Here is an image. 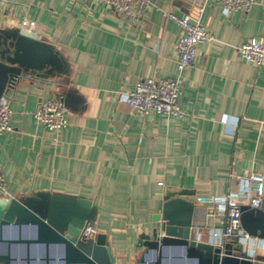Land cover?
<instances>
[{"label": "crops", "instance_id": "1", "mask_svg": "<svg viewBox=\"0 0 264 264\" xmlns=\"http://www.w3.org/2000/svg\"><path fill=\"white\" fill-rule=\"evenodd\" d=\"M197 5L151 0L130 23L98 0H0V30L28 33L59 61L54 73L23 77L9 92L13 130L0 135L9 197L90 201V225L107 237L116 264H139V239L156 227L153 216L168 190H190L196 203L238 190L232 177L264 175V66L237 52L264 36V0L229 14L210 0ZM165 12L200 20L215 39L198 45L181 76L183 118L141 115L121 98L142 79L177 76L183 31ZM59 95L67 126L50 131L35 113L42 100ZM204 207L214 212L213 227L197 237L212 244V230L224 228L225 219ZM225 243L241 244L247 257L264 264L263 239ZM59 254L52 253L50 264H61Z\"/></svg>", "mask_w": 264, "mask_h": 264}, {"label": "water", "instance_id": "2", "mask_svg": "<svg viewBox=\"0 0 264 264\" xmlns=\"http://www.w3.org/2000/svg\"><path fill=\"white\" fill-rule=\"evenodd\" d=\"M196 2L199 6L203 0ZM58 63L53 49L28 33L0 30V98H9L23 77L54 73ZM194 195L190 190L164 194L160 211L153 216L156 227L139 239L138 247L144 250L139 264H147L150 257L153 264H172L177 258L198 264H256L241 244L216 246L198 240L200 230L212 229L214 212L197 205L191 199ZM91 208L92 203L83 199L0 196V264H50L56 261L54 251L61 253L57 255L61 264H116L105 235L83 237ZM242 212L244 232L264 240V202L260 209L244 206Z\"/></svg>", "mask_w": 264, "mask_h": 264}, {"label": "built area", "instance_id": "3", "mask_svg": "<svg viewBox=\"0 0 264 264\" xmlns=\"http://www.w3.org/2000/svg\"><path fill=\"white\" fill-rule=\"evenodd\" d=\"M108 5L114 13L124 20L135 23L140 20L151 0H98ZM219 4L226 14L244 11L249 12L260 0H210ZM156 9H160L156 7ZM164 16L175 22L183 31L178 39L176 48L179 53L177 61V76L169 79L148 78L138 81L132 92L123 94L121 98L136 113L148 115L156 113L162 117L185 116L180 107L181 86L180 79L183 72L194 63L197 47L204 42L214 41V37L200 20L190 16L178 17L173 13L165 12ZM240 59L259 67L264 66V36L252 39L237 48ZM12 112L10 98H0V135L12 132ZM35 119L50 131H61L67 126L64 97L42 100L35 113ZM239 184L238 190L231 191L224 197H200L196 200L198 205L213 206L215 216L225 219L224 228L213 229L210 234L212 244L220 246L226 241L237 239L247 241L251 237L242 228V208L249 206L260 209L264 200V175L253 173L244 179L232 177ZM0 196H9L4 176L0 172ZM95 227L88 225L83 237L89 239L96 235Z\"/></svg>", "mask_w": 264, "mask_h": 264}]
</instances>
